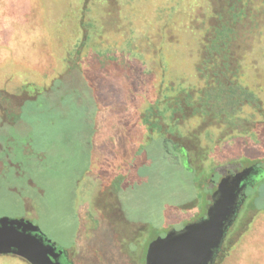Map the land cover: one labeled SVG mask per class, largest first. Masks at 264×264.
Returning <instances> with one entry per match:
<instances>
[{
	"label": "rangeland",
	"instance_id": "374dc122",
	"mask_svg": "<svg viewBox=\"0 0 264 264\" xmlns=\"http://www.w3.org/2000/svg\"><path fill=\"white\" fill-rule=\"evenodd\" d=\"M250 1L249 14L260 16L264 0ZM228 7V0H0V115L17 120L0 137L19 136L21 151L10 157L18 168L0 172V217L28 216L58 248L74 257L91 252L88 264H145L153 239L203 217L227 174L218 166L264 158L261 92L231 123L185 108L179 125L151 132L143 117L154 101L167 106L211 83L201 62ZM20 26L35 59L11 44ZM59 60L70 69L59 74ZM9 61L17 80L6 74ZM33 73L52 84L31 94L9 87ZM164 137L174 144L164 147ZM245 213L246 204L230 234ZM0 262L27 264L10 255Z\"/></svg>",
	"mask_w": 264,
	"mask_h": 264
},
{
	"label": "water",
	"instance_id": "95a60500",
	"mask_svg": "<svg viewBox=\"0 0 264 264\" xmlns=\"http://www.w3.org/2000/svg\"><path fill=\"white\" fill-rule=\"evenodd\" d=\"M252 164L224 175L212 192L206 214L181 229L153 239L145 264H214L230 227L246 200ZM15 254L31 264H68L63 250L48 239L39 225L25 217H0V254Z\"/></svg>",
	"mask_w": 264,
	"mask_h": 264
},
{
	"label": "trees",
	"instance_id": "16d2710c",
	"mask_svg": "<svg viewBox=\"0 0 264 264\" xmlns=\"http://www.w3.org/2000/svg\"><path fill=\"white\" fill-rule=\"evenodd\" d=\"M228 2L229 16L227 17V19L229 20H226L225 23L222 21V23H220L219 26L216 27V31L218 32L217 37L215 40H211L212 45L206 44L207 54L201 62V65L205 69L204 71H206V74L204 75H207L206 77L207 79L209 78L211 80V83H207L199 90L188 89L189 91L184 95L175 96L173 99H171L173 101L169 102L170 104H168L167 106L161 105L160 103H158V101H154L153 103L149 104L147 113L143 117V124H145L147 129L151 130V132H159V130H163L169 127V124H172L173 126L179 125V121H184V119L186 118H184L183 116H188L185 108L191 109L193 110V112H195V108L198 107L199 113H201V110H203L206 113L205 116H211V119L214 118L215 122L216 114L219 117H229V123L236 119L239 111L241 110L240 106H238V87L235 84L234 80H231L232 74L228 73V80L226 81L227 100L223 104L221 102L224 92L222 83L226 82L222 79V77V80H220L219 76H223V74H226L229 71L230 64L227 63V61H229L231 57V54H229L231 52L229 50V45L233 40H235L236 43L240 26H245L246 24H248L250 19H252L253 21L260 20V18L263 17L264 11L262 14H260V16L257 17L255 13L253 14V12L251 13V15L249 14V5L251 2L250 0H228ZM244 3L246 5H244ZM238 6L241 8H236ZM262 10L264 9L262 8ZM223 53H225L226 56H224ZM224 58L227 61L224 60ZM125 61L126 63H128L127 65H131L128 58H126ZM207 72L210 74H208ZM207 89H209V93L211 92L212 94L207 93ZM196 93L200 94L198 98L194 97ZM242 95L245 99H253L254 97L253 94L246 88H243ZM254 100L256 99L254 98ZM243 105L244 104H242V107ZM178 115L179 117H176ZM169 133H176V131H170ZM160 142L164 144V147H166L168 143H171V145L174 144L173 140H169L165 137L162 138ZM249 162L251 164L260 165V167L263 168L262 174L259 176L261 178L258 177L254 180H251V183L253 184H250L248 186L246 191L247 197L245 202L243 203V206L246 204L245 217L241 219L239 227L236 228V230H234L231 234L229 233L230 230L228 231L214 264L221 263L230 254L231 250L237 244L240 237L249 229V226L254 220L255 215L258 212L264 210V158L249 160ZM239 168V164H237L236 162H230L227 165L218 166L217 170L224 171L223 174H225L235 172L239 170ZM216 186H214L213 191L216 189ZM211 195L209 196V204L211 203Z\"/></svg>",
	"mask_w": 264,
	"mask_h": 264
},
{
	"label": "flooded vegetation",
	"instance_id": "af4514ba",
	"mask_svg": "<svg viewBox=\"0 0 264 264\" xmlns=\"http://www.w3.org/2000/svg\"><path fill=\"white\" fill-rule=\"evenodd\" d=\"M72 35H70V39ZM236 48L234 50H231L230 54V60L227 61L225 58L224 60L227 61V63L230 64L229 71L226 74H223V76H219L220 80H225V82L228 80V73H231V80H234L235 84L237 85V95L239 97L238 99V106L242 108V104H244V100H250L248 98H244L242 95L243 88H246L249 92L253 94V101L254 98L255 101H259L257 98L259 93L261 92L262 97L264 100V25H261L260 20L253 21V23H248L245 26H240L236 41ZM64 51V48L60 51V57L63 58L62 52ZM224 56H226L225 53H223ZM250 54L251 56L247 61L245 60L247 55ZM60 59V58H59ZM225 61V62H226ZM245 62L248 63L247 68L245 67ZM58 73L60 74L65 69L68 68L67 63L64 62V60L58 61ZM15 63H12L9 61V65L6 67L7 71L6 74H11L14 76L15 80H17V77L15 76ZM11 72V73H9ZM58 74V75H59ZM57 77V76H55ZM54 77V78H55ZM222 77V79H221ZM13 78V77H12ZM13 78V79H14ZM20 80H22L19 83L13 82V84H8L9 87H13L18 94L28 93L31 94V89L35 90L36 87H40L38 84L42 85H51L52 80H43L40 77H37L33 74L28 76H21L19 77ZM23 78V79H21ZM216 78V77H215ZM214 78V79H215ZM10 79V77H7V80ZM37 83V85H36ZM224 92L222 96V103L224 104L227 100V82L222 83ZM36 85V86H35ZM3 104V103H2ZM0 104L4 109V106ZM240 112V111H239ZM17 120L12 119V117L2 114L0 115V132L4 133L7 132V128H12L16 125ZM13 129V128H12ZM17 140H20L19 136L14 135V133H11L7 136L0 137V172L3 169L8 168H18V163H14L10 157H16V154H19L20 148L18 144L16 143ZM27 145H24V149ZM91 150V158L92 161L94 159L93 156V149ZM178 152H180V149H176ZM183 150V149H182ZM93 165V164H92ZM256 165V164H255ZM259 168V172L257 175H254L250 178L251 180H254L255 178H258L262 174L263 168L260 167V165H257ZM27 219H30L28 216H23ZM60 249V248H58ZM80 252V251H79ZM84 252L81 254L83 255ZM91 252L86 254V257L79 255H76L75 257L70 254L69 251L63 250L62 257L68 264H88L87 261L91 260ZM17 256L15 254H0V259L3 256ZM20 257V256H18ZM25 263L31 264L26 259L20 257ZM89 259V260H88ZM81 260V262H80ZM83 260V262H82ZM85 260V261H84ZM0 264H2L0 262Z\"/></svg>",
	"mask_w": 264,
	"mask_h": 264
},
{
	"label": "crops",
	"instance_id": "0c3cea01",
	"mask_svg": "<svg viewBox=\"0 0 264 264\" xmlns=\"http://www.w3.org/2000/svg\"><path fill=\"white\" fill-rule=\"evenodd\" d=\"M19 42L12 41L17 53H24L35 59L27 45L28 33L19 27ZM39 58V57H38ZM255 225L242 237L235 250L219 264H264V212L257 218Z\"/></svg>",
	"mask_w": 264,
	"mask_h": 264
}]
</instances>
